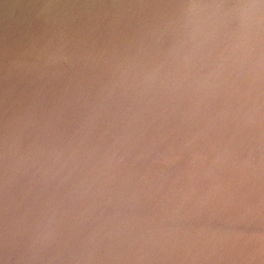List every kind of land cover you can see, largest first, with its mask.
I'll return each instance as SVG.
<instances>
[{"label": "water", "instance_id": "water-1", "mask_svg": "<svg viewBox=\"0 0 264 264\" xmlns=\"http://www.w3.org/2000/svg\"><path fill=\"white\" fill-rule=\"evenodd\" d=\"M0 264H264V0H0Z\"/></svg>", "mask_w": 264, "mask_h": 264}]
</instances>
